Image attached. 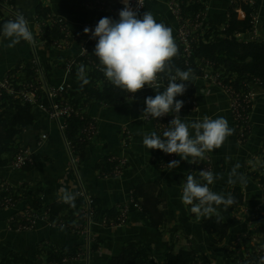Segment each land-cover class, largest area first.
Returning a JSON list of instances; mask_svg holds the SVG:
<instances>
[{
    "label": "crops",
    "instance_id": "0c3cea01",
    "mask_svg": "<svg viewBox=\"0 0 264 264\" xmlns=\"http://www.w3.org/2000/svg\"><path fill=\"white\" fill-rule=\"evenodd\" d=\"M14 1L20 14L28 21L36 47L21 41L15 47L7 48L9 41L4 39L1 33L0 78H4L26 62L37 60L51 85H65L71 89L79 84V79L70 76L69 72L51 67L57 59L65 63L79 56L80 47L73 45L75 43L71 46L70 43L64 42L59 47L50 45L48 38L44 37L46 30L39 33V27L35 24L40 6L49 9V20L63 21L67 32L72 36L78 34L86 25L94 30L101 18L119 20L117 11L111 8L92 10L88 4H83L82 0ZM233 1L208 0L205 13L207 29L212 26H224L227 11L233 7ZM238 1L256 5V17L261 29L260 41L264 42V0ZM1 9L6 10L3 6ZM145 11L151 12L157 22L165 19L168 27L172 29L173 37L175 36L177 19L165 3L150 2ZM238 14L243 15L241 12ZM5 22L7 21H0L1 31ZM161 83L166 87L165 80ZM186 85L190 94L185 93L183 99L186 102L191 101L194 110L180 111L182 122L202 121L205 116L213 119L224 117L229 127L234 129V134L222 147L207 153L205 157L210 163L209 171L221 177L210 185L211 190L226 197L233 188H237L243 197V204L230 206L229 214L223 210V206L218 209L223 217L222 222L230 226L222 241L214 238L212 233L204 231L202 223L205 218L198 220L190 212V206L181 201L182 187L186 183V177L193 170V164L173 154V160L180 163L178 168L169 171L168 167L157 159V149H147L143 145L146 134L157 133L153 121H147L141 116L145 108V98L156 95L152 88L145 86L134 96L129 95L132 97L131 102L128 98L123 104L114 107L102 104L88 105L84 113L87 119L95 121L97 134L83 146V159L75 157L74 168L57 125L48 120L43 110L32 109L35 127L26 128L20 134L15 147L19 152L28 154L31 164L28 170H15L11 165L0 168V183L14 188L40 186L43 202L41 211L55 212L64 204L60 202L62 188L76 195L84 194L85 198L93 202V215L87 230H81V227L78 231L53 227L43 220L37 222L33 230L17 233L7 231L8 222L11 218H19L23 204L1 210L0 258L9 251H16L32 260L35 259L38 247L48 245L77 250L75 258L67 259L62 264H109L126 244L133 242L138 243L148 253L152 264L179 262L177 256H168L173 248H187L189 260L198 257L207 259L208 264H229L228 252L234 250V244L238 242L239 237L250 236L264 242V233L251 223L253 214L264 204V184H261L264 174L263 171L260 172L264 166V95L254 89L257 97L250 113L249 133L243 142L237 139V130L225 92L216 86L208 85L196 76H192ZM160 91L162 92L163 88ZM193 131L190 129V132ZM43 136L46 137L44 140L41 139ZM103 161L108 164L117 162L119 165L124 162L125 167L118 175H109L97 169ZM236 164L240 165L237 171L246 178V184L239 181L235 185L228 184L229 173ZM148 183H157L161 190L160 210L165 224L158 229H153L141 212L132 205L133 188ZM118 218H121L122 223L118 221L119 224H115ZM94 240L99 242V247L91 250ZM255 244L256 241H253L252 246Z\"/></svg>",
    "mask_w": 264,
    "mask_h": 264
},
{
    "label": "trees",
    "instance_id": "16d2710c",
    "mask_svg": "<svg viewBox=\"0 0 264 264\" xmlns=\"http://www.w3.org/2000/svg\"><path fill=\"white\" fill-rule=\"evenodd\" d=\"M113 1L115 0H82V3L86 5L90 3H99L103 4L104 9H107L111 6ZM1 2L7 9L3 10L0 8V21L13 20L15 18L13 15L20 14L19 9L15 6L14 0H1ZM207 3L208 0H182L181 13L183 18L186 19L200 12H204ZM9 9H11V11ZM238 12L243 14V19H239ZM256 14V5L249 2L234 0L233 7L227 11V20L224 26L221 28L212 26L207 30L206 36L204 38L200 37L199 40L192 45L189 58H186L185 55L181 53L178 43L175 41L179 52L173 59L174 66L181 70H188L190 68L192 69V76L200 78H202L201 70L209 66L213 75L220 76L223 85L228 84L236 91L240 90V84L249 85L254 80L263 81L264 42L253 40L247 44H242L236 39V35L246 34L251 31L252 18L256 17ZM35 18V24L43 25V31L46 30V35L44 37L48 38L50 45L62 40L59 27L53 32L50 31L52 23L61 20L53 18V20H49V9L40 6ZM61 22L67 29L66 24L63 21ZM158 23H163L168 27V23L165 19L160 20ZM1 33L2 31L0 28V37ZM69 41L70 39H67V42ZM71 44L72 43H70V45ZM95 44L96 42L94 41L87 42L86 54L80 59V65L85 66V73L89 82L81 88L82 81L78 77L80 65L74 66L69 72L70 76L79 79V84L75 88L68 89L63 97L68 100V104L71 105L74 110L90 104H102L107 107H114L123 104L128 99L127 93L115 88L106 80L103 73L98 70L97 65L99 61L94 55ZM73 45L77 46L76 44ZM66 62L62 63L61 59H57L51 67H55V70L65 71ZM33 69L32 62H26L22 66H18L9 72L7 77L9 79L15 78L19 73L18 80L20 82H30L34 80L36 76ZM163 80L167 82V78ZM47 81L49 82L48 79ZM185 93L188 95L190 94L188 90H186L184 94ZM184 94L177 96L175 99L183 101V107L180 111L185 110L191 112L193 111V107L190 103L184 101ZM38 104L46 107L49 105L44 93H40ZM33 108L37 107L12 101L8 97H4L0 100V168L11 165L15 156L19 153L15 147L20 134L26 128L35 127V120L32 115ZM84 123L85 122L80 121L79 118L74 115L66 119L68 129H71L74 136L79 134ZM86 144L87 142L76 144V157L78 156L81 160L83 159V146ZM157 159L162 161L166 166L172 161L168 158L166 153L159 149H157ZM209 165L210 163L204 159L198 164H193V170L189 174L193 175L198 182L205 183L203 178L200 177L199 172L205 167H209ZM124 167V162H122V165H119L117 162L108 164L106 161H103L97 169L102 173L113 175L117 168H119L120 172ZM28 168L29 167L26 166L21 170H28ZM262 171L264 174V166L261 168L260 172L262 173ZM261 182V184H264V176ZM229 193L236 198V203L233 207L243 204V197L237 188H233ZM7 195H9L13 202V207L20 203L23 204L21 211L33 213L35 210L41 211L43 208L42 189L40 186L31 188L26 186H21L19 188L11 187L9 194L0 192V199ZM131 200L132 205L141 212L153 229L164 226L165 218L160 210L162 204L161 190L157 183H148L134 187L131 193ZM84 208V199L80 195H76L75 207H71L64 203L55 212H49L47 218L51 220H49L51 223L61 224L66 229L80 228L83 225L82 210ZM1 210L3 209H0V211ZM226 212L229 214L231 209L228 208ZM118 221L121 223V218H118L115 224H119ZM251 223L264 233V204L259 211L253 214ZM17 225L16 222L14 223L11 221V232H14ZM202 229L212 233L214 238L222 241L228 234L230 226L224 222L217 223L216 218L212 217L211 219L203 220ZM253 241H256L255 246H252ZM97 247H99V242L97 240L92 241L91 250ZM76 255L77 250L75 249H62L42 245L36 249L35 259L30 260L16 251H9L0 258V264H36V262L39 264H62L63 261L73 259ZM168 256L170 258L177 256L180 259L179 262L169 261L168 264H192L194 262L208 264V260L203 258L192 257V260H189L187 248H173ZM262 258H264V242L252 239L250 236L239 237L238 242L234 244V250L228 252L229 264H264ZM109 264L152 263L148 253L138 243L130 242L122 248L120 254Z\"/></svg>",
    "mask_w": 264,
    "mask_h": 264
},
{
    "label": "clouds",
    "instance_id": "9594fccd",
    "mask_svg": "<svg viewBox=\"0 0 264 264\" xmlns=\"http://www.w3.org/2000/svg\"><path fill=\"white\" fill-rule=\"evenodd\" d=\"M124 8L119 11V20L101 18L94 30H91V39L96 40L94 55L97 65L106 80L115 88L129 94L137 93L145 86L152 88L156 95L146 97L143 109L144 119L173 114L170 126L161 135L156 132L146 134L143 145L147 149H159L166 154H176L181 160L191 164H198L204 160L207 153L219 149L224 142L234 134V129L229 127L224 117H203L202 121L182 122L179 116L183 101L175 99L186 91V82L192 79V69L181 70L173 64V59L178 55L179 49L172 35V29L158 23L151 12L145 11L138 16L130 0H122ZM136 7H143V0H136ZM85 34L90 32L85 28ZM2 36L8 40L7 48H13L21 41L35 45L36 40L28 27V21L23 14H17L15 19L3 24ZM85 51V50H84ZM78 77L82 81L81 88L89 80L85 73V66L80 65ZM167 78V85H162V80ZM161 88L163 91L161 92ZM194 130L193 132H190ZM191 158V159H189ZM180 161L172 160L167 164L171 171L179 167ZM240 165L236 164L229 173L228 184L235 185L237 181L246 184V178L238 173ZM200 177L205 183H200L193 175L186 177L182 187L181 201L190 206V212L199 220L200 218L222 222L220 215L221 206L227 211L236 203V198L231 194H218L209 187L219 177L211 171L202 170ZM60 202L75 207L76 194L66 189H60ZM264 261V258H262Z\"/></svg>",
    "mask_w": 264,
    "mask_h": 264
},
{
    "label": "built area",
    "instance_id": "2783aa9c",
    "mask_svg": "<svg viewBox=\"0 0 264 264\" xmlns=\"http://www.w3.org/2000/svg\"><path fill=\"white\" fill-rule=\"evenodd\" d=\"M160 1L165 3L170 9L172 15L177 19V27L175 29V41L178 43V46L181 50V53L185 55L186 58L190 57V52L192 50V45L196 43L199 38H204L206 36V31L209 30L205 24L206 17V8L204 12H200L199 14L189 17L183 18L181 13V1L182 0H143V7H136V0H130V3L133 6V9L137 11L138 16H142L144 11L146 10V6L150 2ZM191 1V0H186ZM6 8V6L2 5L0 0V7ZM89 7L92 10H104L103 4L99 3H90ZM111 8L114 11L119 13L120 10L124 8V4L122 0H115L112 2ZM11 11V9H9ZM16 17V14L13 15ZM243 16V15H242ZM58 23V24H57ZM58 25V26H57ZM38 32H43V25H37ZM59 27L60 35L62 36V40L52 43V46L59 47L60 44L67 43H75L80 47V57L77 56L65 64V71L70 72L74 66L80 65V59L82 56L86 54V44L87 42H96L95 39H91V30L92 27L89 25L84 26L78 34L70 35L65 26L62 25V22H53L52 28L50 31H55ZM89 28L90 32L88 34L84 33L85 28ZM260 24L257 17L252 18V28L249 33L236 35V39L239 43L247 44L250 41L258 40L260 41ZM67 39H70L67 42ZM36 47L35 45H32ZM85 50V51H84ZM33 71L35 72L34 80L30 82H20L18 80L19 73L17 77L9 79L7 76L4 78H0V100L4 97L10 98L12 101L37 107L47 114L48 120L54 122L59 130L60 136L62 138L63 144L67 151V154L70 158L72 165L75 164V157L77 154L76 147L77 143L82 144L84 142L92 141L96 134L97 128L94 120H90L86 118L84 110L87 109L88 105H85L83 108H79L74 110L71 105L68 104V100L63 97L66 94L68 88L65 85L53 86L47 81V75L41 67L40 63L37 60L32 61ZM202 79L208 84L216 86L225 92L230 104V110L234 119V125L237 130V139L244 141L246 135L249 133V120L250 113L254 105V101L257 97V91L263 93L264 95V80H254L251 84H240V90L236 91L232 86L223 85L222 80L219 75H213L209 66L201 70ZM40 93H44L45 98L48 100L49 105L43 106L38 104L40 99ZM194 110V104L191 101H188ZM76 116L80 121L85 122L81 127V130L77 136H74L71 129H68L66 124V119H69L71 116ZM173 119V114H168L163 117H159L156 119L149 118L145 119L147 121H153L155 127L157 128V134L161 135L167 128L170 126V122ZM46 137L43 136L41 139L44 140ZM170 160H173V154H166ZM31 164L28 154L26 152H19L11 166L15 170H21L23 167L29 166ZM120 168V167H119ZM119 168L114 171V175H118ZM203 170L209 171L210 168L207 166ZM11 187L1 184L0 192H5L9 194ZM12 201L9 195L4 196L0 199V209H9L12 208ZM93 202L89 200V198H85V208L82 210V219L83 225L81 230H87L90 226V222L92 219L93 211H92ZM50 212V211H49ZM47 213L22 211L19 216V221L16 222L17 227L14 232H29L33 230L39 221L45 220L48 216ZM11 222V220H10ZM122 223V221H121ZM63 228V226H62ZM80 229V228H79ZM78 229V230H79ZM8 231H12L11 226H8ZM87 243L89 242L88 235L86 236ZM192 264H201L200 262H194Z\"/></svg>",
    "mask_w": 264,
    "mask_h": 264
},
{
    "label": "rangeland",
    "instance_id": "374dc122",
    "mask_svg": "<svg viewBox=\"0 0 264 264\" xmlns=\"http://www.w3.org/2000/svg\"><path fill=\"white\" fill-rule=\"evenodd\" d=\"M107 9H108V8H107ZM107 9H104V10H107ZM238 17H239V19H240V18H241V19L244 18V16H242L241 14H238ZM174 40H175V36H174ZM69 159H70V158H69ZM70 162H71V161H70ZM71 165H72V163H71ZM74 166H75V164H74ZM74 166L72 165L73 168H74ZM1 184H3V183H0V185H1ZM80 196H81V197L84 199V201H85V196H84V194H81ZM35 212H36V211H35ZM39 212H40V213H47V212H49V211H48V210H43V211H39ZM47 217H48V216H47ZM47 217H46L45 220H44L47 224H49L50 226H53V227H61V228H62L63 225H61V224H55V223H51V222H50L51 220L48 219ZM49 220H50V221H49ZM11 221L15 223V222L19 221V218H18V217H17V218H11ZM9 225L11 226V222H10V221L8 222V226H9ZM63 228H64V226H63ZM64 229H66V228H64ZM78 229H79V227H76V228H75V230H77V231H78ZM7 231H8V229H7ZM19 233H20V232H19Z\"/></svg>",
    "mask_w": 264,
    "mask_h": 264
}]
</instances>
